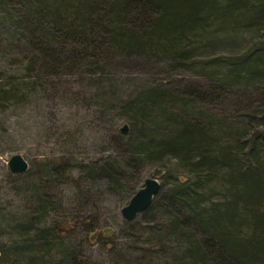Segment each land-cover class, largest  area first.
I'll list each match as a JSON object with an SVG mask.
<instances>
[{"label":"trees","instance_id":"16d2710c","mask_svg":"<svg viewBox=\"0 0 264 264\" xmlns=\"http://www.w3.org/2000/svg\"><path fill=\"white\" fill-rule=\"evenodd\" d=\"M0 15V30L26 49L13 61L30 78L0 70L1 109L25 99L23 87L38 71L79 70L99 80L115 57L165 61L203 77L199 89L175 94L157 85L125 100L130 124L113 137L124 158L77 166L127 198L146 162L174 158L186 173L161 184L141 221L128 224L137 239L148 235L146 264H264V0H0ZM248 33L253 38L240 49L236 41ZM221 47L231 52L216 55ZM237 91L245 100L236 99L234 117L212 113L205 121L190 111ZM64 222L39 229L37 243L47 242L49 230L68 232ZM24 255L11 256L29 264ZM71 255L72 264H87L85 255Z\"/></svg>","mask_w":264,"mask_h":264},{"label":"rangeland","instance_id":"374dc122","mask_svg":"<svg viewBox=\"0 0 264 264\" xmlns=\"http://www.w3.org/2000/svg\"><path fill=\"white\" fill-rule=\"evenodd\" d=\"M252 38L244 34L236 46L241 49ZM228 52L221 47L214 53ZM25 53L8 30H0V70L5 76L30 79L24 67L13 61ZM206 55H200V60ZM38 73V79L32 78L35 83L23 85L25 99L0 108V242L6 251L0 264H18L11 256L14 251L25 254L29 264H72L71 252L85 255L87 264H146L151 248L147 233L137 239L135 231L128 230L130 222L121 216L128 195L124 190H109L106 181L87 179L77 165L110 156L124 158L113 137L117 129L130 124L121 111L125 100L157 85L175 94L189 86L199 89L206 80L191 71L172 69L165 61L139 57H115L99 80L79 70ZM236 99L245 100L244 93L228 94L219 104L198 102L190 111L202 113L205 121L212 113L234 117ZM171 105L174 111L181 108L178 101ZM17 153L28 162L23 173L8 168L9 158ZM177 164L174 158L146 162L129 185L138 179L137 190L146 177L161 184L176 176L185 178ZM134 220L140 222V214ZM61 221L69 224L68 232L49 230L47 242L37 243L39 229L53 228Z\"/></svg>","mask_w":264,"mask_h":264},{"label":"water","instance_id":"95a60500","mask_svg":"<svg viewBox=\"0 0 264 264\" xmlns=\"http://www.w3.org/2000/svg\"><path fill=\"white\" fill-rule=\"evenodd\" d=\"M123 127L122 131H126ZM8 168L13 173H23L28 168V162L21 154L12 155L8 162ZM161 183L153 177H146L142 185L133 193L128 202L121 208V216L126 222L133 221L139 214L144 212L157 196Z\"/></svg>","mask_w":264,"mask_h":264}]
</instances>
